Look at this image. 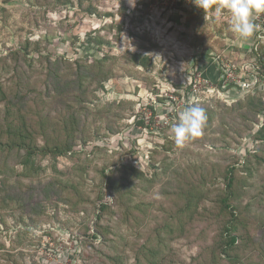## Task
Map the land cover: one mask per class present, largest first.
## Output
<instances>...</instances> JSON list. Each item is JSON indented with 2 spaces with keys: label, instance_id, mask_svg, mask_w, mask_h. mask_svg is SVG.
<instances>
[{
  "label": "rangeland",
  "instance_id": "374dc122",
  "mask_svg": "<svg viewBox=\"0 0 264 264\" xmlns=\"http://www.w3.org/2000/svg\"><path fill=\"white\" fill-rule=\"evenodd\" d=\"M88 3L98 13L76 1L0 0V124L19 98L14 111L50 114L35 130L40 146L70 147L36 156L13 201L0 191V264H264V46L244 50L227 10L204 14L193 0ZM103 55L113 76L87 88L86 109L66 107L44 83L46 65L68 72ZM238 81L247 86L218 89ZM193 104L205 109L203 133L178 146L171 128ZM222 197L235 208L231 247ZM100 201L136 208L104 214L103 228L114 230L107 243L92 238Z\"/></svg>",
  "mask_w": 264,
  "mask_h": 264
},
{
  "label": "trees",
  "instance_id": "16d2710c",
  "mask_svg": "<svg viewBox=\"0 0 264 264\" xmlns=\"http://www.w3.org/2000/svg\"><path fill=\"white\" fill-rule=\"evenodd\" d=\"M29 1V0H28ZM56 4H59L63 7L68 5H73L76 1L77 4L82 7L86 14H93L98 13L97 9L92 6L91 3H88L85 7H83V3L85 0H50ZM99 40V39H97ZM29 45V43H27ZM25 52L24 55H27L29 50L24 48ZM35 49L40 52L41 48L39 43L35 44ZM19 55L18 53H16ZM20 56V55H19ZM23 57V56H22ZM135 61L138 60L137 56H133ZM43 59V58H42ZM70 65H74L72 71L66 72L65 69L61 67H48L46 65V76L44 75V83L47 85V88L51 91H55L61 96L58 98H62L65 102L66 107L68 104L73 105H81L82 109L85 108L84 104L86 103L87 97V88L90 89L92 93L94 90L98 88H103L101 85L103 81H106L112 74V66H115V63L106 55H103L99 59H94L92 61H84L81 62L79 60H74ZM131 62H134L132 60ZM91 75L90 78L87 75ZM98 87V88H97ZM7 98V93L3 90L0 85V101H5ZM74 99V100H72ZM19 98L13 100L12 106L8 103L9 109L5 111L6 117L3 124H0V191L2 190V201L4 198H9L13 201L15 194L13 189L17 188V183L27 181H32L33 178L29 177V171L24 172V170H28L31 167L33 170V160L36 156H47L55 154V156H61L64 152H70L69 149L61 150L57 146L49 148L48 146L41 145L37 142V136L35 135L36 128H43L46 124L51 123L52 119L50 114L47 115H40L38 119L31 114L29 118L22 109L18 108L14 111L15 106L19 103ZM254 99H251V103L253 104ZM262 103V102H261ZM86 109V108H85ZM261 107L256 109H251L250 115L254 116L260 111ZM14 111V112H13ZM256 113V114H255ZM76 112L72 113L71 116L72 120H74L76 116ZM3 134L7 137L3 139ZM17 152V155L15 153ZM15 166H20L23 168L21 174H16ZM129 165L125 166L124 168L129 169ZM131 173H128L130 175ZM235 167L229 166L225 170V183L224 187L226 191H230L232 189L233 184L235 183ZM108 182L113 180L112 177L107 178ZM132 180L125 179L122 181V184L125 187H129L132 185ZM107 182V186L109 183ZM122 186V185H121ZM19 195V194H17ZM130 202L132 203V198L130 197ZM144 200V199H143ZM220 203L226 211H228V223L225 226V232L229 233L227 240L225 242L226 247H231L236 244L237 237L233 234H230L232 227L231 222L236 218L235 215V208L230 204L229 197H222ZM119 206L112 204H108L105 201H100L97 205L98 211L100 216L96 217V223L98 225L97 230L92 238L97 239L98 237L103 238V241L107 243L109 241L108 236L114 233V230L111 227H104L102 224V218L104 214L107 212H111L113 208L118 209L119 212L122 214L127 215L131 209L128 205H121L118 202ZM143 204L141 198L138 202V208L136 210L142 209ZM147 207V206H145ZM158 246L161 247L160 241H158ZM161 249V248H160ZM95 253H101V249H94ZM109 259H113L111 256L108 257ZM137 264H140L137 262Z\"/></svg>",
  "mask_w": 264,
  "mask_h": 264
},
{
  "label": "clouds",
  "instance_id": "9594fccd",
  "mask_svg": "<svg viewBox=\"0 0 264 264\" xmlns=\"http://www.w3.org/2000/svg\"><path fill=\"white\" fill-rule=\"evenodd\" d=\"M195 6L201 9L204 14L209 10L219 17L225 13L230 14V29L236 36L237 43H244L250 37L256 25L253 23L255 14L264 12V0H193ZM207 120L203 107L193 104L186 107L178 117V122L171 128L173 139L178 146L185 142L199 137L203 133Z\"/></svg>",
  "mask_w": 264,
  "mask_h": 264
},
{
  "label": "built area",
  "instance_id": "2783aa9c",
  "mask_svg": "<svg viewBox=\"0 0 264 264\" xmlns=\"http://www.w3.org/2000/svg\"><path fill=\"white\" fill-rule=\"evenodd\" d=\"M253 23L257 27H256L254 33L252 34L251 41H250V45L252 46V48L254 46L255 47L264 46V12H258V13H256L255 14V17H254V20H253ZM263 60H264V57H263ZM233 69H234V66L233 65L230 67V69H227V71H228V75L227 76L228 77H231L232 76V73L234 71ZM239 83H240V81H238L236 84H239ZM230 84H232V83H230ZM225 86L226 85H223L222 86V84H221V87L222 88L225 87ZM246 86H247V84H244V83L241 84V88H244Z\"/></svg>",
  "mask_w": 264,
  "mask_h": 264
},
{
  "label": "water",
  "instance_id": "95a60500",
  "mask_svg": "<svg viewBox=\"0 0 264 264\" xmlns=\"http://www.w3.org/2000/svg\"><path fill=\"white\" fill-rule=\"evenodd\" d=\"M218 89L220 92H226L228 90H236L239 91L241 89V85L240 84H236V83H232V84H228L225 87H221V83L218 85Z\"/></svg>",
  "mask_w": 264,
  "mask_h": 264
},
{
  "label": "crops",
  "instance_id": "0c3cea01",
  "mask_svg": "<svg viewBox=\"0 0 264 264\" xmlns=\"http://www.w3.org/2000/svg\"><path fill=\"white\" fill-rule=\"evenodd\" d=\"M251 37H252V35L250 36V37H248L247 39H246V41L243 43V46H244V50H248L249 49V47H248V44H249V41H251Z\"/></svg>",
  "mask_w": 264,
  "mask_h": 264
}]
</instances>
